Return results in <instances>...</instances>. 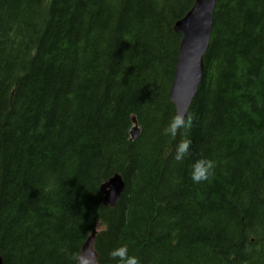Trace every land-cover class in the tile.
Here are the masks:
<instances>
[{
  "label": "trees",
  "instance_id": "trees-1",
  "mask_svg": "<svg viewBox=\"0 0 264 264\" xmlns=\"http://www.w3.org/2000/svg\"><path fill=\"white\" fill-rule=\"evenodd\" d=\"M195 1L0 0L4 264H78L94 230L97 264L122 245L140 264H264V0H218L191 126L172 138L174 24ZM200 158L214 174L193 183Z\"/></svg>",
  "mask_w": 264,
  "mask_h": 264
},
{
  "label": "water",
  "instance_id": "water-1",
  "mask_svg": "<svg viewBox=\"0 0 264 264\" xmlns=\"http://www.w3.org/2000/svg\"><path fill=\"white\" fill-rule=\"evenodd\" d=\"M217 0H197L185 18L176 23L175 29L183 34L180 54L171 90V99L176 103V114L186 116L204 76V56L209 48L213 29V13ZM136 122V120H134ZM134 129H137L136 127ZM138 130L133 134L136 136ZM125 183L116 175L102 185L105 204L115 206L121 197ZM95 234L84 244L80 256L94 264ZM0 264L2 259L0 256Z\"/></svg>",
  "mask_w": 264,
  "mask_h": 264
},
{
  "label": "clouds",
  "instance_id": "clouds-1",
  "mask_svg": "<svg viewBox=\"0 0 264 264\" xmlns=\"http://www.w3.org/2000/svg\"><path fill=\"white\" fill-rule=\"evenodd\" d=\"M190 126V116L185 117L184 115L177 114L170 119L167 126L163 129V134L175 138L181 130H186ZM191 143V140L187 138L177 143L173 156L176 162H183L187 158ZM213 174L214 162L209 159L200 158L195 160L191 165L190 178L193 183L208 181ZM109 258L116 260L117 264H140L136 256L128 254L127 245H122L110 251ZM74 259L78 261V264H88V260L82 256L77 255Z\"/></svg>",
  "mask_w": 264,
  "mask_h": 264
},
{
  "label": "bare ground",
  "instance_id": "bare-ground-1",
  "mask_svg": "<svg viewBox=\"0 0 264 264\" xmlns=\"http://www.w3.org/2000/svg\"><path fill=\"white\" fill-rule=\"evenodd\" d=\"M213 36V35H212ZM210 48V47H209ZM172 73V72H171ZM205 76V75H204ZM121 79V78H120ZM142 83V82H141ZM148 83V82H147ZM144 84V83H143ZM139 85V84H138ZM135 88V87H134ZM139 89V88H138ZM147 89V88H146ZM241 90V89H240ZM137 91V90H136ZM199 91V90H198ZM229 93V92H228ZM227 95V94H226ZM228 99H229V97H228ZM172 102L175 104V106H176V103L172 100ZM237 102V101H236ZM230 103V102H229ZM228 103V104H229ZM176 110H177V106H176ZM134 120H136V122L134 121ZM132 123H133V126H132V128L130 129V139L131 140H135L136 138H134L133 137V134L136 132V130H138L139 128H137V129H133L135 126H138V121H137V119H136V117L135 116H133L132 117ZM150 124V123H149ZM163 124V123H162ZM122 175V174H121ZM100 192H102V194H103V190H102V187H101V191ZM103 196H104V194H103ZM106 198H105V196H104V202L106 201L105 200ZM106 206V205H105ZM1 259H2V264H4V262H3V258L1 257ZM151 260V259H150ZM145 262V261H144Z\"/></svg>",
  "mask_w": 264,
  "mask_h": 264
}]
</instances>
